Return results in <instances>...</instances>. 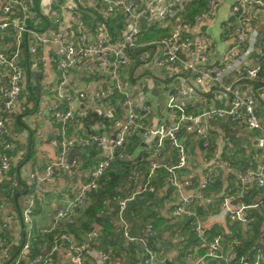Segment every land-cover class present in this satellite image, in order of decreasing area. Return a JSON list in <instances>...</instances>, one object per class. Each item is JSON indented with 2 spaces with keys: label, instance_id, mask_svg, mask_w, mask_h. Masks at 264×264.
<instances>
[{
  "label": "built area",
  "instance_id": "2783aa9c",
  "mask_svg": "<svg viewBox=\"0 0 264 264\" xmlns=\"http://www.w3.org/2000/svg\"><path fill=\"white\" fill-rule=\"evenodd\" d=\"M77 1L89 4L92 9L100 7V20L93 28L74 0H55L47 17L52 27L43 30L29 25V22L37 21L33 0H0V35L13 38V43L4 41L0 47V138H11L15 133L12 126L18 119L17 101L24 92L26 73L20 64L22 44L27 40V69L33 71L43 66L50 79L43 84L42 98L54 100L51 106L38 111L33 124L37 126V122L43 120L50 122L54 134L49 144L60 149L58 156L43 169L31 172V189L27 191L29 195L23 211L18 214L8 211L0 188V210L7 211L0 222V234L10 228L17 215L25 228L21 253L11 264H51L60 251L69 264H117L111 251L98 247L101 232L95 229L86 236L88 242H80L64 230L54 236L50 250H43V254L33 257L29 252L34 231L41 235L52 234L62 228L63 221L90 205L91 194L99 191L101 180L112 167L118 152L122 151V157L130 158L125 149L134 136L148 146L150 157L146 174L134 170L128 177L129 183L138 184L143 178L145 182L138 194H157L160 191L157 186L159 174L163 170L167 172V176L159 181L170 187L171 197L175 200L172 218L176 222H187L203 249V255L193 264L207 260L216 261V264H264V253L259 249L252 261L245 255L237 256V250L245 245L239 237L232 239L233 255L229 256L223 246V232L209 236L205 222L196 210L198 202H202L206 210L217 202L224 218L241 225L251 234L257 221L254 212L264 211V121L257 96L259 91L264 98V34L258 31L261 26L264 28V0H236L232 4L229 17L220 27L225 40L223 48L212 39L210 30L224 0H207L205 8L192 18H187L186 13L193 0ZM116 21L123 25L120 32L111 27ZM153 28L161 35L156 36L153 32L152 39H144ZM253 37L254 44L251 43ZM53 45L59 47L61 57L52 56ZM250 50V57L246 58L245 54ZM131 66L132 77L128 74ZM80 71L100 83L91 99L84 90L72 86V79ZM155 88L164 96L162 104L168 114L160 122L152 102L153 98L158 99L152 94ZM46 99L41 100L43 105ZM88 106L107 120L100 122L105 133L73 140L70 128L88 114ZM214 120L233 123L237 128L256 133L254 140L259 153L252 157L257 163L256 168L234 167L230 159L223 158L218 152L209 155L208 151L214 146ZM186 135L201 140L204 152L199 159L201 177L195 190H192L189 177L179 176L193 157L183 140ZM219 141L222 142L221 138ZM74 144L82 149L95 146L101 150L97 165L85 181H82L84 174L80 160L74 158L68 162ZM167 146L176 151L172 165L162 162ZM11 147V142L3 143L0 185L12 167L11 156L7 153ZM63 170L71 183L77 182V191L54 213L50 227L36 229L33 215L37 201L44 196L45 185L54 182ZM220 170L233 172L237 184L218 196L210 194L209 189ZM20 183L16 178L13 186L18 188ZM252 187L262 194L248 202ZM132 200V196L115 194L104 202L105 205H117L116 238L133 245L145 264H166L152 247V242L159 238L153 222L144 227L141 235L132 234L127 218ZM10 248L7 240L1 238L0 264L8 258ZM126 249L131 250L130 247ZM189 258L193 259L194 254L189 253ZM22 259L25 261L21 262Z\"/></svg>",
  "mask_w": 264,
  "mask_h": 264
},
{
  "label": "crops",
  "instance_id": "0c3cea01",
  "mask_svg": "<svg viewBox=\"0 0 264 264\" xmlns=\"http://www.w3.org/2000/svg\"><path fill=\"white\" fill-rule=\"evenodd\" d=\"M55 0H41L40 1V12L44 17H49L51 9L53 8V2ZM76 3L79 5L80 11L83 13V16L87 23L93 28L97 22L100 20V7L97 9H92L89 4H80L77 0ZM236 0H224L221 3L220 10L217 18L213 22L211 26V37L212 39L218 43L219 48H223L225 46V40L220 32V27L223 22L229 17L231 6L235 3ZM63 12V11H62ZM65 12V11H64ZM63 12V13H64ZM42 21H36V25L41 23ZM52 27L51 25H47L45 28L47 29ZM111 27L115 32H120L123 28L121 21H116L111 23ZM260 34H264V28L261 26L258 30ZM51 54L52 56L61 57L62 53L57 45L51 46ZM22 60V56H21ZM29 71V70H28ZM30 73H25L23 79V87L24 92L22 96L17 101V117L18 119L13 124L12 129L14 130V134L11 135V165L16 169L17 178L24 185H28V189H31V180L30 175L34 169H43L46 164L54 160L59 152V148L52 147L49 144L50 138L54 134V126L48 121H39L37 122V126L33 124V120L36 117L38 111L45 110L48 106H51L54 103L53 99L42 98L43 96V84L48 82L50 76H47L44 71L43 66H40L37 70L29 71ZM54 72V71H53ZM128 74L132 77V66L128 70ZM53 75V74H52ZM72 86L77 88L78 90H84L88 97L91 99L94 92L98 89L100 83L97 80H93L87 77L84 72H77L75 77L71 81ZM34 92L37 95L36 104L32 101L30 102L29 97H31V92ZM258 100L262 107L261 115L264 121V98L261 96V93L258 91ZM42 99H46L45 105L41 103ZM152 102L156 108V117L158 121L164 120L168 114H165L166 110L163 106V101H159L156 98L152 99ZM1 99H0V109H1ZM34 106L37 108L34 111H31ZM89 107V106H88ZM31 111H29V110ZM91 108L89 107L87 112H91ZM17 122H20L18 124ZM212 124L215 127V133L213 136V147L208 151L210 156L215 155V153H219L223 158H234L235 163L234 167L241 168L247 167L256 168L257 163L252 160L254 155H258L259 150L256 147V142L254 140L255 132H251L245 128H237L233 123L222 122L221 120H214ZM118 128V127H117ZM117 128L115 131H117ZM113 131V132H115ZM71 137L75 140L78 137H86L90 135H96L100 133H105L103 130V126L100 122H97L92 131H88L86 126L82 122L76 121L70 128ZM221 138L222 142L220 143L219 139ZM141 145L132 152V157L129 160L134 161L135 167H144L145 172H141L143 175L146 174L149 160L146 165L142 164L143 161H139V157L143 154H149L148 146L143 143L141 138H138ZM183 140L185 141L187 147L189 148L193 157L190 159V164L188 168L179 173L180 177H189L192 181V190L196 189L198 186L199 179L201 177V169L199 159L201 155L204 153L202 148L201 140H198L192 135L184 136ZM219 145L217 146V144ZM101 156V150L98 149V154L92 155V152L89 149H82L78 147V144H74L68 155V162H71L74 158H77L81 162V172L84 174L82 181H85L89 172L97 165ZM176 160V151L171 146H167L165 153L162 158V162L167 165L174 164ZM252 160V162H251ZM248 162V163H247ZM248 166H247V164ZM254 163V165H253ZM249 167V168H248ZM129 183V180L127 181ZM145 180L142 178L138 184L132 185H121L115 191V193L121 194L124 190H128L127 194L122 195L123 197H131L133 198L132 202L129 203V208L127 212V218L131 223L132 234L141 235L144 227L153 222L155 218H151L150 215L152 213L156 214V217L160 220L167 221L175 225L174 227L179 232L178 245L177 248L169 249L174 240L172 236H169L166 229L162 230L161 233L158 231L156 227L159 238L157 250L162 256V259L165 260L166 264H193L196 259H199L203 255V249L199 247L198 244L191 243L190 236L194 235L191 232L190 226L185 221H174L172 218V209L175 204V200L171 197V189L166 185H163L161 181L158 180L157 186L160 191L155 194L154 198L149 199L147 193L138 194L144 184ZM237 184L236 176L233 172L220 170L215 181L211 185L209 189L210 194L220 195L223 190H227ZM77 182L71 183L68 178L66 170L58 173L57 178L54 182L45 185V193L44 196L37 201L36 207L34 209L33 220L36 229L48 228L51 226L52 217L54 213L62 208L68 199H72L77 191ZM124 186V187H123ZM249 186H255L254 184H250ZM253 188V187H252ZM27 189V191H28ZM252 190H255L254 188ZM27 191L22 193L21 198L19 200V204L21 206V211L25 209V205L28 199ZM253 192V191H252ZM30 193V192H29ZM219 201V199L217 198ZM166 204L168 206V213L162 212V210L158 209L157 205L161 206V204ZM8 207V211H16L11 210V206L5 203ZM106 207V216L110 217L115 225L116 215H117V205L114 203H110L109 205H105ZM196 210L203 218L205 222V226L207 227V234L209 236H214L218 233L223 232V246L228 252L229 256L233 255V251L231 248L232 239L234 237H239L242 239L245 244H247L253 237L254 232L251 234L247 232L241 225L233 224L229 222L223 214L220 212V206L216 202L213 206L206 210L202 202H198L196 205ZM145 212H148L149 215L144 219V225L142 228H137L134 221L143 216ZM16 213V212H15ZM7 211L0 210V222L4 220ZM17 214V213H16ZM83 214V213H82ZM81 213L75 215L74 217L82 216ZM80 216V217H81ZM70 218L66 221L62 222L63 227L66 224L74 221L73 218ZM174 221V223H172ZM170 227V226H169ZM97 231L101 232L100 227L94 228ZM24 225L20 221L19 216H16L15 222L10 226V228L4 232L7 237L8 242L10 241V246H17L21 244L24 240ZM261 238L259 240L258 249L262 250L264 253V230L262 229ZM178 237V236H177ZM191 245H189L190 243ZM124 244L128 247L129 245L124 242ZM130 247V246H129ZM131 247H134L133 245ZM130 247V248H131ZM121 250V249H120ZM124 248L120 251V258H114L117 264H145L144 258L141 257L140 253L136 249L131 252L126 251ZM113 254V249H110ZM189 253L194 254V258H189ZM28 257V255L26 256ZM54 261L51 264H69L67 257L63 253V251L58 252L53 257ZM168 260V262H167ZM25 260H21L23 262ZM22 264V263H21ZM201 264H216V261L207 260Z\"/></svg>",
  "mask_w": 264,
  "mask_h": 264
},
{
  "label": "trees",
  "instance_id": "16d2710c",
  "mask_svg": "<svg viewBox=\"0 0 264 264\" xmlns=\"http://www.w3.org/2000/svg\"><path fill=\"white\" fill-rule=\"evenodd\" d=\"M40 1L41 0H33V9L37 14L38 20L42 22L37 25L34 22H29V25L36 30H43L42 27L45 28L47 25L51 23L48 18L44 17L41 14ZM206 3H207V0H193L191 6L188 9V12L186 13V17L192 18L195 14L201 12L205 8ZM153 32H155L154 28L151 29V31L144 37V39H147V40L152 39ZM155 33H156V36L161 35L158 32H155ZM4 41L13 43V38L11 36L3 38L2 35H0V47L2 46V42ZM21 56H22V60L20 61L21 66L24 69H26L27 73H30L27 69L28 63H29V52H28V41L27 40L23 41ZM257 87H260V86L258 85ZM30 95H31V97H29L30 102L32 101L33 103L36 104V100H38L37 95L33 91L31 92ZM36 108L37 106H34L31 111H34ZM77 121L82 122L86 126L88 131H92L93 126L97 122H107L106 119L99 116L93 111L88 112V114L85 117L79 118ZM17 123L20 124V122H17ZM6 141L11 142L9 137L0 138V154L5 152L3 149V143ZM140 145L141 143L137 136L131 137L130 142L126 146L125 152L128 153L131 158L132 152L135 149H137ZM89 150L92 152V155L98 154V148L95 146L89 148ZM7 153L11 156V151H7ZM122 153H123L122 151L118 152V155L115 158L112 164V167L107 172L105 177L101 180L99 191L91 194L90 205L86 209L81 210L79 212V213L83 212L79 220L72 221L66 224L65 227H63L62 225L61 229L57 230L56 232L52 234L41 235L37 231H34L35 238L34 240H32V250L29 252L30 257L43 254L44 252L43 250H46V249L50 250L53 247L54 236L57 233H62L64 230H66L72 236H74L78 241L83 242V238H85L92 231L93 228L100 227L101 228V238L99 239L98 247L106 251L113 249V254H112L113 257L118 258V259L120 258L121 256L120 251L126 248L127 246L124 244V241L116 238L114 234V226H113L112 220L110 217L105 215L107 212H106V207H105L104 202L107 200H110L113 197V195L117 194L115 193L116 192L115 190L119 186L124 185V182L128 180L129 175L135 169H138V170L141 169L142 170V171L140 170L141 172H145V170H143L145 169L144 167H141V168L135 167L134 165L135 162L132 160H129V158L122 157ZM149 157H150L149 154H143L142 156L139 157L138 160L143 161L142 164L146 165L147 161L149 160ZM229 159L234 163L235 156L234 158H229ZM235 163L237 162L235 161ZM242 168L247 169V167L245 166ZM17 176L18 175L16 174V169L11 167L10 171L6 175L5 181L0 185L1 186L0 188L2 190L1 191L2 197L6 200L5 203L13 207V209L16 210L14 212L18 214L21 211L19 200L21 198L22 193L27 191L28 185H24L21 182L19 187L15 188L13 186V181L17 178ZM166 176H167V172L164 170L161 171L159 174V180H161L163 177H166ZM17 194H20L18 199H16ZM260 194H262V192L253 190V192L250 195V198L248 199V202H252L253 199L257 195H260ZM147 195L149 199L154 198L155 196V194H151V193H147ZM254 214L257 217V221L254 225L255 235L247 244H245L242 248L237 250L238 257L241 255H245L247 259L250 261H252L256 256V253L258 251V246L260 244L259 240L262 235L261 232H262V229L264 230V211L263 212L256 211L254 212ZM150 217L155 218L154 224L155 223L159 224L162 221L156 217L155 213H152ZM156 224L155 226L157 227ZM1 238H5L7 240V237L4 233L0 234V239ZM10 241L8 242L7 240V243L9 244ZM189 241L194 244L199 243L195 235L190 236ZM22 243L17 246H14V245L11 246L10 254L3 264H11V263H14V261H16V259L21 253ZM157 243L158 241L152 242V247L155 248L156 250H157V245H158ZM191 243L189 245H191ZM131 248L132 250L134 249V251L136 252L135 247H131Z\"/></svg>",
  "mask_w": 264,
  "mask_h": 264
},
{
  "label": "rangeland",
  "instance_id": "374dc122",
  "mask_svg": "<svg viewBox=\"0 0 264 264\" xmlns=\"http://www.w3.org/2000/svg\"><path fill=\"white\" fill-rule=\"evenodd\" d=\"M255 42V37L251 38V43L254 44ZM250 51H248L246 54H245V57L246 58H249L250 57ZM128 180H126V182H124V185H129V183L127 182ZM124 187V186H123ZM128 192V190H124V192H121L122 195H126ZM158 209L162 210V212H166L168 213L169 211V208L168 206H166V204H161V206L157 205ZM83 213V212H82ZM81 213V214H82ZM149 213L148 212H145V214L143 216H141L140 218H138L136 221L133 222V224L136 225L137 228H142V226L144 225V219L146 216H148ZM81 215H79L78 217H74L73 220L74 221H77L79 220L81 217ZM174 223V221L172 222ZM156 224V223H155ZM157 225V228L159 231H162V230H165L167 231L168 235L169 236H172L173 240H174V243L173 245L169 248L170 250L173 249V248H177V245H178V238H179V232L176 230V228L174 227L175 225L171 224V223H168L167 221L165 222L163 219L161 221V223L159 224H156ZM170 226V227H169ZM178 236V237H177Z\"/></svg>",
  "mask_w": 264,
  "mask_h": 264
},
{
  "label": "water",
  "instance_id": "95a60500",
  "mask_svg": "<svg viewBox=\"0 0 264 264\" xmlns=\"http://www.w3.org/2000/svg\"><path fill=\"white\" fill-rule=\"evenodd\" d=\"M152 94H153L154 96H156V97L159 99V101L162 102V101L164 100V96H162V95L160 94V92H159L156 88L153 89ZM19 195H20V194H17L16 199H18ZM93 229H94V228H93ZM93 229H92V230H93ZM83 240H84L85 242H88V241H89V239H88L87 237L83 238ZM167 262H168V260H167Z\"/></svg>",
  "mask_w": 264,
  "mask_h": 264
}]
</instances>
